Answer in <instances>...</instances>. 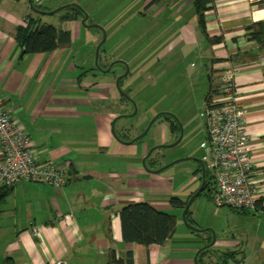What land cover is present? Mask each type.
Listing matches in <instances>:
<instances>
[{
	"label": "crops",
	"instance_id": "crops-1",
	"mask_svg": "<svg viewBox=\"0 0 264 264\" xmlns=\"http://www.w3.org/2000/svg\"><path fill=\"white\" fill-rule=\"evenodd\" d=\"M62 1L32 0V4L48 12ZM151 1L145 0L150 17L143 18L150 20L145 32L150 54L145 63L132 61L128 75L121 79L122 90L129 96L142 75L148 82L169 77V71L157 65L176 61L172 67L177 69L180 57L172 54L191 47L203 65H210L213 100L218 97L222 73L236 69L234 82L249 138L251 181L259 200H264V47L248 36L252 27L264 23V0H212L203 14V28L193 0H162L150 5ZM189 8H194V16L186 19ZM44 16L49 15L33 12L28 0H0V98L11 119L30 137L37 160L64 171L67 184L54 188L23 182L10 188L0 206V264L7 259L13 264H113L111 253L124 259L128 252L133 264H195L199 243L176 244L172 236L162 245L146 248L122 241L121 209L146 202L171 214L167 196L171 184L143 167L148 148L130 143L135 136L129 134L124 119L131 103L126 100L122 106L124 114L116 108L121 94L115 81L125 73V67L120 64L124 69L116 72L113 65L108 72L99 73L92 48L75 44L81 16L67 13L66 23H72L73 28L60 29L70 33L69 45L49 53L23 54L15 40L16 28L28 20L48 24L43 22ZM179 74L191 84L194 81L189 73ZM202 74H197L200 89ZM177 85L175 81L165 86L167 94L176 99L182 95V87ZM166 109L173 113L174 108ZM121 116L125 117L118 119ZM195 172L185 188L200 182ZM178 189L182 191L184 186ZM235 212L252 218L244 217L249 222L239 228L240 240L226 232L228 239L220 243L223 249L216 250L220 257L225 255L221 262L264 264V213ZM69 215L71 219H63ZM208 257L209 253L205 264Z\"/></svg>",
	"mask_w": 264,
	"mask_h": 264
},
{
	"label": "rangeland",
	"instance_id": "rangeland-1",
	"mask_svg": "<svg viewBox=\"0 0 264 264\" xmlns=\"http://www.w3.org/2000/svg\"><path fill=\"white\" fill-rule=\"evenodd\" d=\"M62 2L54 10L67 5H75L88 16L87 25H98L104 29L106 41L102 49L99 50L100 59L98 66H96L99 73H104L99 69L101 66L104 68L103 70H106L108 68H105L106 64L110 65L116 61L124 62L128 69L131 68L132 61L136 59H141L145 63L147 60L145 56L150 54L148 51L151 49L148 35H145L150 20H143L145 16L149 15V11H146L145 0H63ZM67 13L73 14L74 12L64 8L53 15L44 16L43 22H48V24L59 29L71 31L73 24L66 23ZM193 16L194 8L186 9V19H190ZM75 35L78 38L76 45H89L92 48L91 53L94 57L95 65L96 48L102 41L101 31L97 28L83 26L80 21V33L79 35L75 33ZM172 56L175 58L180 57L177 61L179 63L177 69L172 67L176 61L165 60L160 65H157L158 68H165V71H169V77L159 78V82L154 79L148 82L144 80V75H142L141 79L137 80V85L133 84L131 86L134 87L136 85L138 87L133 88L132 92H129V96L127 95L131 104L127 106L129 116L124 120L130 127L129 134L135 136V139L149 127L150 123L159 114H168L170 121L176 124L177 129L172 133L170 129L171 123L167 122L163 117L157 119L138 144L141 143L148 148L146 154L150 149L162 146L157 148L150 157L156 161V170L173 164L156 176L167 179L170 182L171 191L167 194L169 198L175 197L186 202L189 201L190 194H194L200 186L198 181L193 187L185 188L192 179L193 173L198 170V164L193 159H200L207 163L210 161L209 150L201 145L205 143L207 137L205 120L202 114L205 110L204 98L210 86L208 76L211 75V69L208 63L203 65L204 61L194 51L193 47L183 52L181 50L176 51ZM114 68L116 72L124 69L120 64H115ZM180 72L189 73V75L193 76L194 81L192 80V84L191 80L186 79L184 76H179ZM200 72L203 73L201 77V82H203L202 89H200V83L197 80V74ZM100 75L105 76L107 74ZM175 81H177L178 87H182L179 91L182 95L177 99L174 98V94H167L165 91L166 82L169 85ZM189 84L193 85V87L188 88ZM120 89L125 95V91L122 88ZM122 96L120 104L116 105L120 114L125 113V109L122 106L126 100ZM166 108H174L173 113L165 111L167 110ZM174 112L176 113L174 114ZM179 124L182 129L180 141L181 131L178 127ZM120 136H123L122 133ZM175 142H178L177 145L170 147ZM198 176H200V173ZM180 186H184V189L177 191ZM187 211L189 212V221L193 223V225H189L194 229L187 227L184 223V209L171 210V214L178 216L173 241L181 245H197L199 243L202 249L206 246L205 244L208 240L212 241L214 236L216 241L208 250L210 255L206 260L208 264H223L221 262L223 257H220L221 253L216 250L223 249L220 243L227 237L226 232H229L228 236L234 235L236 240H240L241 230L239 228L241 226L246 227V223L249 222L244 217L252 218L249 214L242 216L227 207L217 208L211 200V194L207 191L202 192L190 204ZM229 264L232 263L229 262Z\"/></svg>",
	"mask_w": 264,
	"mask_h": 264
},
{
	"label": "built area",
	"instance_id": "built-area-1",
	"mask_svg": "<svg viewBox=\"0 0 264 264\" xmlns=\"http://www.w3.org/2000/svg\"><path fill=\"white\" fill-rule=\"evenodd\" d=\"M24 22L22 26H26ZM236 69H227L221 75L218 97L205 103L202 117L206 126L207 164L214 176L211 200L217 208L254 212L259 201L251 181L252 163L246 118L237 97L234 78ZM0 188L33 182L54 188L67 184V175L57 166L37 160L30 137L11 119L0 98ZM69 215L63 219H71ZM37 235V230L32 228Z\"/></svg>",
	"mask_w": 264,
	"mask_h": 264
},
{
	"label": "trees",
	"instance_id": "trees-1",
	"mask_svg": "<svg viewBox=\"0 0 264 264\" xmlns=\"http://www.w3.org/2000/svg\"><path fill=\"white\" fill-rule=\"evenodd\" d=\"M162 0H152L150 5L159 4ZM196 8V13L198 15L199 23L203 28V14L209 10V5L212 0H193ZM260 4V3H256ZM66 9L71 10L73 16H81L83 14L80 10L73 7L72 5H67ZM252 32L248 35L252 41L258 43L261 47H264V23H259L257 26L251 28ZM15 40L22 49L23 54H39V53H49L60 47L67 46L71 43V35L69 32L64 30H58L52 25L41 24L35 20H28L27 25L18 26L15 30ZM103 46V45H102ZM102 46L100 50L102 49ZM99 61V58H98ZM121 88V82L119 83ZM213 91L211 90V94ZM126 94V93H125ZM211 94L208 97L206 103L211 98ZM128 95V94H127ZM125 100H129L122 96ZM157 119L163 117L167 122L170 121L167 114L157 115ZM123 117H118L122 119ZM156 119V120H157ZM171 122V121H170ZM171 132H175L177 126L174 122H171L170 125ZM138 140H135L134 143H138ZM155 161L150 159L146 160L145 166L147 169H156L154 168ZM205 167V179L206 185L204 191L211 194L214 190V176L211 175L210 170L208 169L207 162L202 161ZM200 173V183L202 181L201 177V166L198 165V170L195 174ZM211 186V188H210ZM12 188V187H10ZM10 188L2 187L0 188V206L6 199L9 194ZM191 194L189 196H192ZM188 201L183 202L178 198L171 197L169 199V205L173 209H185ZM256 211L264 213V200H259L256 204ZM244 211H241V213ZM245 213V212H244ZM189 212L185 213V221L188 224L193 225L189 221ZM120 220V229L122 241L128 244H138L143 247H149L152 245H162L168 239H170L176 230L177 218L175 215L170 213H165L158 211L149 203L139 202L135 204H130L123 207L119 213ZM211 240H208L206 244H209ZM209 248L203 249L197 256V264H205L204 258L207 256ZM231 254L227 255L230 257ZM225 256V255H224ZM223 256V258H225ZM232 256V255H231ZM110 262L113 264H133V256L131 252H128L124 259H117L114 253L110 255ZM3 264H13L11 259L5 260Z\"/></svg>",
	"mask_w": 264,
	"mask_h": 264
},
{
	"label": "water",
	"instance_id": "water-1",
	"mask_svg": "<svg viewBox=\"0 0 264 264\" xmlns=\"http://www.w3.org/2000/svg\"><path fill=\"white\" fill-rule=\"evenodd\" d=\"M28 2H29V4H30V8H31V10L33 11V12H35L36 14H39V15H53V14H55V13H57V12H59L60 10H63L64 8H66L65 6H63V7H60V8H58V9H56V10H54V11H51V12H46V11H42V10H39V9H37L33 4H32V0H28ZM73 7H75V8H77L78 10H80L79 9V7H77V6H75V5H72ZM81 11V10H80ZM82 12V11H81ZM82 14H83V19L81 20V23H82V25L83 26H86V27H88V28H97V29H99L100 31H101V33H102V41H101V43L97 46V48H96V54H95V65L96 66H98V58H99V50H100V48H101V46L104 44V42L106 41V33H105V31H104V29L102 28V27H100V26H98V25H87V20H88V16L85 14V13H83L82 12ZM115 64H121V65H123L124 67H125V73L122 75V76H120V77H118L117 79H116V81H115V84H116V88H117V90L119 91V93H122L121 92V89H120V86H119V83H120V81H121V79L123 78V77H125V76H127L128 75V73H129V69H128V66L124 63V62H122V61H116V62H114V63H111L110 64V66L106 69V70H102L101 68H99L102 72H108L109 70H110V68L113 66V65H115ZM210 94H211V85L209 86V90H208V92H207V94H206V96H205V98H204V104L206 103V101H207V99H208V97L210 96ZM121 95H123L125 98H127L128 99V96H127V94H121ZM133 104V103H132ZM168 115V114H167ZM169 116V115H168ZM121 117H125V116H121ZM157 117L158 116H156L155 117V119L150 123V125H149V127L140 135V136H138L136 139H134V140H132L130 143H134V141L135 140H138V141H140V140H142L143 139V137L147 134V132L149 131V129H150V126L156 121V119H157ZM179 128H180V131H181V135H180V137H179V141L181 140V138H182V129H181V126H180V124H179V126H178ZM113 133H114V130H113ZM114 135H115V138L118 140V141H120V139L118 138V136L116 135V133H114ZM177 143L178 142H175L174 144H172V145H170V147H174V146H176L177 145ZM160 147H162V146H158V147H154V148H152V149H150L149 151H148V153L146 154V156L143 158V160H142V165H143V167L148 171V172H150V173H153V174H160L161 172H163L164 170H166L168 167H170L172 164H169V165H166L165 167H161L160 169H157V170H154V171H152V170H149V169H147L146 168V166H145V162H146V160L149 158V157H151V155H152V153L157 149V148H160ZM195 162H197V164L198 165H200L201 166V177H202V181H201V184H200V186H199V188H198V190L190 197V199H189V201H188V203H187V205H186V207H185V209H184V214L186 213V211L188 210V207L190 206V204L203 192V190H204V187H205V185H206V179H205V167H204V164L202 163V160H200V159H193ZM183 221H184V223L187 225V227H189V228H191V229H194L192 226H190L189 224H187L186 222H185V219L183 218ZM215 241H216V239H215V237L213 236V239H212V241L208 244V245H206L205 247H203L202 249H200L199 251H198V253L196 254V256H195V258H194V263L195 264H197V256H198V254L203 250V249H205V248H210V247H212L213 245H214V243H215Z\"/></svg>",
	"mask_w": 264,
	"mask_h": 264
},
{
	"label": "flooded vegetation",
	"instance_id": "flooded-vegetation-1",
	"mask_svg": "<svg viewBox=\"0 0 264 264\" xmlns=\"http://www.w3.org/2000/svg\"><path fill=\"white\" fill-rule=\"evenodd\" d=\"M121 82V81H120ZM169 123H171L170 121H169Z\"/></svg>",
	"mask_w": 264,
	"mask_h": 264
}]
</instances>
